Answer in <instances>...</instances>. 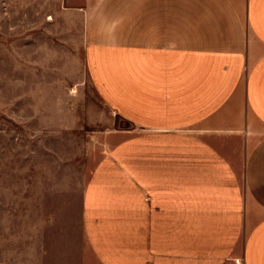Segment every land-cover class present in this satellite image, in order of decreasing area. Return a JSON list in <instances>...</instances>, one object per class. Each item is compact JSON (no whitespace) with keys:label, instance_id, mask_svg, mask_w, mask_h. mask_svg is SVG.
<instances>
[{"label":"crops","instance_id":"1","mask_svg":"<svg viewBox=\"0 0 264 264\" xmlns=\"http://www.w3.org/2000/svg\"><path fill=\"white\" fill-rule=\"evenodd\" d=\"M84 1L89 80L128 126L55 246L68 264H264V0Z\"/></svg>","mask_w":264,"mask_h":264},{"label":"rangeland","instance_id":"2","mask_svg":"<svg viewBox=\"0 0 264 264\" xmlns=\"http://www.w3.org/2000/svg\"><path fill=\"white\" fill-rule=\"evenodd\" d=\"M84 2L0 0V264H68L54 243L73 237L83 174L128 126L89 80Z\"/></svg>","mask_w":264,"mask_h":264}]
</instances>
